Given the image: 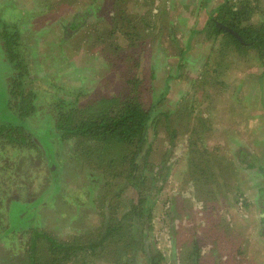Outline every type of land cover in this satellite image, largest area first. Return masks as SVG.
<instances>
[{
	"label": "rangeland",
	"instance_id": "1",
	"mask_svg": "<svg viewBox=\"0 0 264 264\" xmlns=\"http://www.w3.org/2000/svg\"><path fill=\"white\" fill-rule=\"evenodd\" d=\"M246 1L254 9L245 22L264 25V0ZM220 2L0 0V225L10 205L12 230L0 237V264H28L33 228L69 241L100 227L103 215L130 210L135 191L129 165L118 167L122 146L100 161L87 154L97 145L91 140L44 134L73 101L85 106L129 89L145 108L156 106L135 159V182L142 175V193L151 196L146 248L161 253L160 264H182L195 243L201 264H264V47L239 50L223 34L205 33ZM11 42L22 69L5 52ZM19 72L12 90L21 93L9 95ZM32 90L41 105L12 126L18 106L26 108L21 94ZM198 148L207 152L193 154ZM108 172L120 173L112 185ZM124 222L139 239L137 251L127 250L145 264L143 223L131 214ZM64 264L112 262L88 256Z\"/></svg>",
	"mask_w": 264,
	"mask_h": 264
},
{
	"label": "trees",
	"instance_id": "2",
	"mask_svg": "<svg viewBox=\"0 0 264 264\" xmlns=\"http://www.w3.org/2000/svg\"><path fill=\"white\" fill-rule=\"evenodd\" d=\"M253 9L254 8L251 4L246 0H238L234 2L226 0L215 9L214 14H210L207 17L206 25L204 27L205 33L211 35L212 38L223 34L226 43H232V45L239 50H245L250 47L260 50L264 47V25L261 24L260 26H254L245 22L248 20L250 16L249 13ZM88 14L89 12L85 15H80V17L84 18ZM219 24L232 29V31L237 33L238 36L225 30L223 27L219 26ZM71 26L73 28L78 26L74 19L69 24V27ZM10 45L11 46L8 47L7 44V49L5 51L9 56V61L10 63L14 62L13 65H15L18 70L22 69L18 56L17 59H15L13 54L16 53L12 52L15 43L11 42ZM185 50L186 47H183L182 53H184ZM10 68L14 69L13 67ZM13 76L14 78L10 82L11 86L8 88V93L9 95H19L21 92L12 90V86H14L13 89L18 87V81L21 80L22 74L19 72ZM128 82L130 85H135L138 82V79L132 75ZM28 92V96L25 91L24 94H21V101L26 103V108L22 105L23 110L18 106L22 112L19 114H13L15 121L12 120V126L17 125L18 127H21L17 122L20 117H16V115L26 117L33 113L35 106L41 105L39 93L34 90ZM155 107V105H151L148 108H145L139 95L134 93V90L130 91L129 89L128 92L121 96L100 97L87 102L85 106H79L73 101L66 115L63 113L62 109L57 113V125L55 124V126H53L51 120H49L50 124L48 125H50V128L48 127L44 130L46 136H50L51 133L54 136L57 134L59 135L58 131H60V135L72 134L75 137L91 140L97 145L90 147L92 149H89L87 154L91 155V157L97 155V158L100 161H103L102 156L105 155V153H111L109 151L113 148L122 146L123 151L120 152L121 157L118 162V167H124L126 163L129 165L127 171L128 174L125 178L130 181V185L133 187L135 198L130 210L125 212L119 219L113 212L108 216L103 215V221L101 220L102 224L100 227L87 231L83 235L75 236L69 241L56 239L48 233H43L42 231L33 228V231L30 233L26 242V245L28 246V264H64L88 256L104 258L105 260L112 262V264H138V260H132V256L127 250V248L130 249L132 253L133 248L135 251L139 249V239L131 233V224L126 223L127 221L124 222L126 216L129 214L133 215L137 222L143 223L141 249L145 254V264L161 263V260H163L161 253L158 251L153 253L149 248H146V234L150 229L151 220V196L148 193H142V187H146L145 178L140 177L142 175L138 177L139 182H135V172L137 170L135 159L144 144L149 124L153 121L154 115L156 114ZM94 150L96 151L94 152ZM202 152L207 151L199 148L192 150L193 154H200ZM149 154L150 153L147 152L145 156ZM249 156L247 157L248 161H250ZM108 165H115L114 157L108 158ZM118 174L108 172V185H112L111 182ZM90 176V178H93L92 175ZM57 181V178H55L50 187L46 190L47 193L45 194H49V198L55 196L54 193L57 188L55 184ZM262 192H264V189ZM38 204L39 202L33 206L37 207ZM9 210L10 205L3 217L5 218V224L1 223L0 225V237L9 236L7 234L12 232L9 228L8 222ZM41 248L47 250V258H43L39 255ZM236 250L238 252L240 251L239 249ZM199 253L200 251L195 243L194 247L187 252L188 256L183 259L182 264H201ZM211 253L212 256H215L217 254V249L211 248ZM110 256L113 258L112 260L109 258Z\"/></svg>",
	"mask_w": 264,
	"mask_h": 264
},
{
	"label": "water",
	"instance_id": "3",
	"mask_svg": "<svg viewBox=\"0 0 264 264\" xmlns=\"http://www.w3.org/2000/svg\"><path fill=\"white\" fill-rule=\"evenodd\" d=\"M219 26L223 27L225 30H227V31L231 32L232 34H234V35L238 36V35H237V33H235L234 31H232V29H230V28H227V27H225V26H224V25H222V24H219Z\"/></svg>",
	"mask_w": 264,
	"mask_h": 264
},
{
	"label": "crops",
	"instance_id": "4",
	"mask_svg": "<svg viewBox=\"0 0 264 264\" xmlns=\"http://www.w3.org/2000/svg\"><path fill=\"white\" fill-rule=\"evenodd\" d=\"M224 1H226V0H221L220 4H219L218 6H220V5L222 4V2H224ZM218 6H217V7H218ZM217 7H216V8H217ZM213 11H215V9H214Z\"/></svg>",
	"mask_w": 264,
	"mask_h": 264
},
{
	"label": "built area",
	"instance_id": "5",
	"mask_svg": "<svg viewBox=\"0 0 264 264\" xmlns=\"http://www.w3.org/2000/svg\"><path fill=\"white\" fill-rule=\"evenodd\" d=\"M233 1H235V0H233ZM236 1H238V0H236Z\"/></svg>",
	"mask_w": 264,
	"mask_h": 264
}]
</instances>
